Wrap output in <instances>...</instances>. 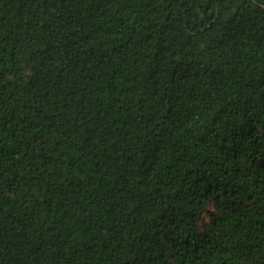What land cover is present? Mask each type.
Instances as JSON below:
<instances>
[{
    "label": "trees",
    "instance_id": "obj_1",
    "mask_svg": "<svg viewBox=\"0 0 264 264\" xmlns=\"http://www.w3.org/2000/svg\"><path fill=\"white\" fill-rule=\"evenodd\" d=\"M0 264H264V0H0Z\"/></svg>",
    "mask_w": 264,
    "mask_h": 264
}]
</instances>
